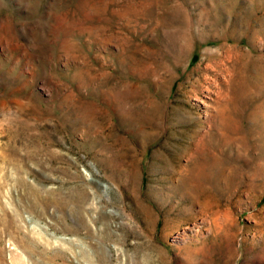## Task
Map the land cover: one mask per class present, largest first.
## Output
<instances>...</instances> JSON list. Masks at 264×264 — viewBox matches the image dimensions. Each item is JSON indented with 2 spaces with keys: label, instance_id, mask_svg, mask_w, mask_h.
Masks as SVG:
<instances>
[{
  "label": "rangeland",
  "instance_id": "374dc122",
  "mask_svg": "<svg viewBox=\"0 0 264 264\" xmlns=\"http://www.w3.org/2000/svg\"><path fill=\"white\" fill-rule=\"evenodd\" d=\"M0 264H264V0H0Z\"/></svg>",
  "mask_w": 264,
  "mask_h": 264
}]
</instances>
